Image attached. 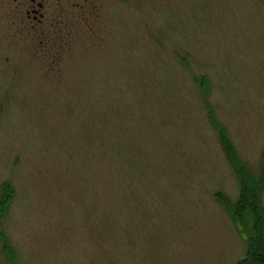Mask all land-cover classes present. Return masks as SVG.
I'll return each instance as SVG.
<instances>
[{"label": "rangeland", "instance_id": "obj_1", "mask_svg": "<svg viewBox=\"0 0 264 264\" xmlns=\"http://www.w3.org/2000/svg\"><path fill=\"white\" fill-rule=\"evenodd\" d=\"M12 1L0 0V193L15 189L3 230L17 264L242 261L247 238L217 202H236L239 182L196 79L257 174L264 0H127L42 44L16 32ZM0 264H12L1 240Z\"/></svg>", "mask_w": 264, "mask_h": 264}, {"label": "trees", "instance_id": "obj_2", "mask_svg": "<svg viewBox=\"0 0 264 264\" xmlns=\"http://www.w3.org/2000/svg\"><path fill=\"white\" fill-rule=\"evenodd\" d=\"M207 83L208 80L205 77L196 79V84L201 88L204 95L211 124L218 132L224 153L240 186V195L236 202L231 201L224 193L217 194V202L226 209L232 221L247 238L246 257L237 264H264V206L262 203L264 195V151L260 170L256 174L252 167L240 157L236 146L229 137L228 130L217 121L212 106L208 102ZM14 197V187L9 182L4 183L0 193V240L11 263L17 264L14 248L3 230L4 220Z\"/></svg>", "mask_w": 264, "mask_h": 264}, {"label": "flooded vegetation", "instance_id": "obj_3", "mask_svg": "<svg viewBox=\"0 0 264 264\" xmlns=\"http://www.w3.org/2000/svg\"><path fill=\"white\" fill-rule=\"evenodd\" d=\"M127 0H13L9 18L13 20L17 33H24L33 40L44 36L52 38L53 32L73 31V25L80 21L104 19L108 9ZM61 24L70 30L61 28ZM60 25V26H59ZM72 35V33H71ZM54 40H60L58 35ZM37 40V41H38ZM49 39L51 47L56 46ZM36 42V41H35ZM48 43V46H49Z\"/></svg>", "mask_w": 264, "mask_h": 264}]
</instances>
